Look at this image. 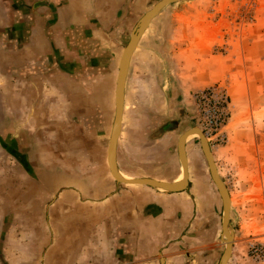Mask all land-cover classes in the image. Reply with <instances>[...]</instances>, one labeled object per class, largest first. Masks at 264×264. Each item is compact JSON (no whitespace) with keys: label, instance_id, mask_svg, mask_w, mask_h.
<instances>
[{"label":"crops","instance_id":"1","mask_svg":"<svg viewBox=\"0 0 264 264\" xmlns=\"http://www.w3.org/2000/svg\"><path fill=\"white\" fill-rule=\"evenodd\" d=\"M156 1L0 0V139L25 155L32 172L19 165L23 187L5 190L0 264L218 263L221 200L189 166L186 141L179 190L116 181L107 164L119 57ZM177 1L150 18L123 76L113 156L122 178L178 181L190 93L211 79L227 76L234 100L242 91L261 99L260 62L238 61L232 46L223 54L218 18L171 12ZM129 100L150 101L151 109L129 108ZM243 255L231 243L225 264H245Z\"/></svg>","mask_w":264,"mask_h":264},{"label":"rangeland","instance_id":"2","mask_svg":"<svg viewBox=\"0 0 264 264\" xmlns=\"http://www.w3.org/2000/svg\"><path fill=\"white\" fill-rule=\"evenodd\" d=\"M174 5L179 7L171 9V12H193L203 14L207 19L218 18L217 28H222L223 40L217 41V47L225 54L223 47L232 46L236 52L232 51L229 55H236L238 61L245 58L260 62V77L264 83V0H183L174 2L171 7ZM183 21L193 23L188 19ZM205 40L213 42L214 37L206 36ZM243 48L247 50L242 53ZM229 80L223 75L202 86L204 88L213 83L223 85L228 95V115L222 128L225 138L221 142L210 140L207 143L216 158L221 184L229 196V239L243 252L245 264H264V255L253 258L248 251L250 243L264 245V86L261 99L242 91L243 97L234 100ZM240 83L244 84L242 75ZM150 103L129 100L127 107L151 109ZM235 113L237 114L233 116ZM187 115L188 125L198 127L199 120L194 105ZM153 117L152 114L150 119ZM156 119L157 123L161 122L159 116ZM185 147L189 166H195L204 173L210 187L216 190L208 178L198 136L187 139ZM12 168L13 171L10 170ZM22 174L15 159L0 148V205H5L6 188L14 189L13 193L16 194L23 187V180L20 178ZM25 183L27 186V181Z\"/></svg>","mask_w":264,"mask_h":264},{"label":"water","instance_id":"3","mask_svg":"<svg viewBox=\"0 0 264 264\" xmlns=\"http://www.w3.org/2000/svg\"><path fill=\"white\" fill-rule=\"evenodd\" d=\"M173 1H177V0H158L150 7V9L144 12L139 17L135 27L129 33L127 43L121 52L118 65H117V74H116V79H115L114 113H113L111 130L109 134V140L107 144V154H106L107 164H108V168H109L111 176L116 181H119L122 183H138V184L153 185V186L165 188L167 190L182 189L183 187H185L186 177H187V164H186V157H185V152H184L185 137L189 133L195 131L198 135L199 145H200L202 154L204 156V159L207 165L209 176L218 192V195L220 197L221 204H222L220 239L224 243V249H223V252L217 264H225L226 260L229 257L230 249H231V241L229 239L228 228H227L228 212H229V197H228L227 192L223 188L221 181L217 175V171L215 169V165L213 162L212 154L210 152L208 143L205 137L203 136V134L201 133V131L197 127H190L189 129H186L178 136L177 154L179 157L182 175H183L182 179L179 181L165 182V181H158V180L151 179V178L124 179L117 174L113 166L115 142H116L117 135L119 133L121 109H122V101H123V76L127 68V64L129 61L131 51L133 47L135 46L137 38L141 34L144 27L147 25L150 18L153 15H155L163 6ZM0 147L5 152L10 154L26 173L32 174L31 167L28 164L26 157L23 153L17 151L13 147H11L9 144L3 142L1 139H0Z\"/></svg>","mask_w":264,"mask_h":264},{"label":"built area","instance_id":"4","mask_svg":"<svg viewBox=\"0 0 264 264\" xmlns=\"http://www.w3.org/2000/svg\"><path fill=\"white\" fill-rule=\"evenodd\" d=\"M191 100L198 115V128L209 143L221 142L225 138L222 128L228 115V95L226 87L213 83L192 92ZM248 251L253 258L264 255V245L250 243Z\"/></svg>","mask_w":264,"mask_h":264},{"label":"bare ground","instance_id":"5","mask_svg":"<svg viewBox=\"0 0 264 264\" xmlns=\"http://www.w3.org/2000/svg\"><path fill=\"white\" fill-rule=\"evenodd\" d=\"M135 48V47H134ZM198 128V127H197ZM199 129V128H198ZM195 135H197V133L195 132V131H193V132H191V133H189L186 137H185V141L187 140V138L189 139L190 137H193V136H195ZM198 136V135H197ZM181 173H182V170H181ZM217 175H218V173H217ZM123 177H125V176H123ZM182 177H183V175L182 174H180L179 175V178H178V181L179 180H181L182 179ZM124 179H126V178H124ZM159 189H164V190H166L165 188H162V187H158ZM229 197V196H228ZM228 234H229V232H228ZM230 236V235H229Z\"/></svg>","mask_w":264,"mask_h":264}]
</instances>
